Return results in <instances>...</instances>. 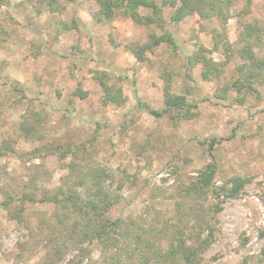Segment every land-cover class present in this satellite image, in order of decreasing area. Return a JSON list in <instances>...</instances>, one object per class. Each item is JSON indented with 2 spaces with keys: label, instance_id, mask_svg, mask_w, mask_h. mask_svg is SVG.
Wrapping results in <instances>:
<instances>
[{
  "label": "rangeland",
  "instance_id": "1",
  "mask_svg": "<svg viewBox=\"0 0 264 264\" xmlns=\"http://www.w3.org/2000/svg\"><path fill=\"white\" fill-rule=\"evenodd\" d=\"M249 1L233 0L227 21L195 12L173 22L175 7L167 5L162 27L137 23L124 10L105 19L95 0H59L58 12L43 0H0V147L12 140L16 149L0 151V264H45L67 240L69 222L60 225L49 200L70 186L86 191L72 182L80 171L68 177L72 163L82 172L100 165L110 172L119 195L112 218L136 226L172 220L192 243L196 220L205 216L212 230L202 232L210 243L200 264H264V81L253 91H236L231 85L242 61L226 54L218 35L235 51L241 25L259 23L255 50L264 56V0ZM166 32L178 48L162 43L140 49L151 34ZM201 47L224 63V72L204 80V66L197 64L192 83L181 53L191 56ZM139 51L144 60L137 58ZM101 71L108 72L109 84L122 88L123 105L104 104L96 78ZM168 83L172 93L187 95L197 106L196 117L176 125L170 116L140 107L163 108ZM223 92L227 99L217 97ZM242 95L244 102L238 101ZM29 126L37 128L27 135L23 129ZM213 137L218 141L211 155ZM213 160L212 185L186 190ZM234 178L240 186L231 194ZM158 244L167 249L169 237L161 236ZM83 247L88 252L81 264L100 263L95 242ZM61 250L58 264L79 258L75 247Z\"/></svg>",
  "mask_w": 264,
  "mask_h": 264
},
{
  "label": "trees",
  "instance_id": "2",
  "mask_svg": "<svg viewBox=\"0 0 264 264\" xmlns=\"http://www.w3.org/2000/svg\"><path fill=\"white\" fill-rule=\"evenodd\" d=\"M43 1L47 3L52 12L60 10L59 0ZM95 1L100 7V16L105 19L110 20L119 11L124 10L137 23L148 26L158 24L162 27L166 24L163 14L164 7L167 5L175 7V11L171 16L173 22H180L195 12L205 18L215 16L227 21L230 18V8L233 5V0H162V5H159L157 0ZM142 8L149 9L151 12L144 15L140 11ZM261 34L262 26L259 23H243L241 30H239V44L241 46L235 51L233 50L234 45L227 38H223L221 34H218L225 43L226 54L233 52L230 55L237 54L242 61L235 69L237 75L231 85L238 92L253 91L256 89L255 83L264 81V56L255 50L256 40L261 39ZM162 43H170L176 48L179 47L173 34L166 32L161 35L151 34V41L140 49H152ZM207 52L208 50L205 47H201L198 52L191 56L181 53L188 81L192 83L196 81L192 68L197 64H203L204 66L202 70L204 80L220 77L224 72V63L215 62L207 55ZM136 56L139 60L145 58L143 51L136 52ZM229 57L227 56V60ZM108 77L106 71H101L96 76L104 90V104L123 105L127 99L122 88L109 84ZM133 81L136 82L135 79ZM79 93L82 97H86V93L81 90ZM216 95L221 99H227L224 92ZM238 101L244 102L245 95L240 96ZM140 107L156 117L168 115L176 125L183 120L192 119L198 115L197 106L191 103L187 95L172 93L169 83L165 86V106L163 108H151L145 106L144 103H141ZM36 128V126H29L25 127L23 131L30 135ZM208 140L207 147L212 155V150L218 139L213 137ZM208 140L200 141V144L205 145ZM0 151H2V154L5 151L15 152L14 142L12 140L4 141ZM70 168L72 171L68 177L72 179L76 171H80L79 180H70V182H74L73 185L85 186L86 191L80 193L76 191L74 186H70L61 197L49 200L50 203L57 206L56 218L59 219L60 225L64 222H69V224L66 225L67 240H64L62 245H59L58 240H56L57 244H55L59 245L56 248V253L48 258L45 264H58L57 259L60 257L64 245L78 249L76 258H79H74L71 261L72 264H81L84 258L87 257L88 252V249L83 245L94 242L99 246L102 255V259L98 264H160L163 262L200 264L201 254L205 251L207 244L210 243L208 238L201 237L202 232L210 227L209 220L205 216H198L196 220L193 232L189 237L192 243H188L185 231L180 229L181 225L173 224L172 220L164 222L163 226L160 222L158 224L154 223V225L136 226L132 221L129 223V220L123 217L112 218L110 212L118 201L119 195L117 190L113 189L114 179L109 174L110 172L102 165L90 166L88 172H82V168L76 163H72ZM84 170H86V167H84ZM216 172L217 163L213 160L201 170L194 186L189 185L185 189L189 190L192 187H195V189L200 187L208 189L214 181ZM239 183L240 178H236V180L234 178L233 188L229 191L231 194H234L239 188ZM118 187L120 188V186ZM31 199L36 201L35 198ZM41 201L45 202L47 198H43ZM57 227L61 229L60 226ZM57 227L53 226V230ZM163 235L169 237V246L165 250L158 244L160 237Z\"/></svg>",
  "mask_w": 264,
  "mask_h": 264
}]
</instances>
